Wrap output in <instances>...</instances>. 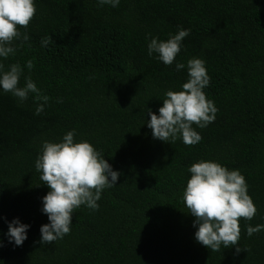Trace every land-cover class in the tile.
Segmentation results:
<instances>
[{"label": "trees", "instance_id": "1", "mask_svg": "<svg viewBox=\"0 0 264 264\" xmlns=\"http://www.w3.org/2000/svg\"><path fill=\"white\" fill-rule=\"evenodd\" d=\"M29 41L4 61H34L24 68L50 100L35 115L32 94L20 103L0 92V264H264V0H35ZM190 30L172 65L147 55L152 36L166 40ZM53 42L41 47L44 36ZM192 57L205 61L207 99L215 120L196 131L202 140L185 145L152 137L146 109L157 113L164 93L180 90ZM61 98L62 102H56ZM146 108V109H145ZM145 123V124H144ZM195 128V125H193ZM75 129L120 175L101 193L95 211L73 210L70 232L40 243L47 223L41 198L49 190L34 162L44 140L58 142ZM239 169L256 206L240 218L234 247L212 251L194 239V217L182 200L198 160ZM28 224L20 246L5 237L7 222Z\"/></svg>", "mask_w": 264, "mask_h": 264}, {"label": "clouds", "instance_id": "2", "mask_svg": "<svg viewBox=\"0 0 264 264\" xmlns=\"http://www.w3.org/2000/svg\"><path fill=\"white\" fill-rule=\"evenodd\" d=\"M119 3L120 0H97L101 7L115 8ZM35 13V0H0V92L11 93L20 103L32 94L36 103L34 114L40 115L50 97L42 93L30 76L24 77L23 86L19 84L24 68L31 71L34 61L27 60L23 67L18 62L7 66L4 63L29 41L27 31L21 33L19 27L26 30ZM189 34V29L178 27L177 32L169 34L166 40L152 36L147 43V55L153 57L155 53V59L166 66L172 65L181 51L183 39ZM50 42H53L50 36L42 37L41 47ZM185 68L186 82L180 90L169 89L164 93L158 114L145 108L149 117L145 123L154 139L166 143L180 139L185 145H196L202 140L196 128L203 129L213 122L218 109L204 92L210 82L205 61L192 57L186 64L175 62L176 71ZM56 102H62L61 98ZM34 166L49 189L41 198L40 211L47 216L48 222L39 228L40 243H51L67 235L74 209L83 205L97 210L102 191L114 187L120 175L89 141L75 139V129L63 134L58 142L42 141ZM187 171L190 177L183 189L182 200L194 217V239L212 251L231 246L239 253V220H251L257 211L247 192L245 177L239 169H228L214 160H198ZM6 223L4 235L7 241L15 246L22 245L30 226L18 218ZM262 230L264 225L246 226L248 236ZM2 245L3 241H0Z\"/></svg>", "mask_w": 264, "mask_h": 264}]
</instances>
